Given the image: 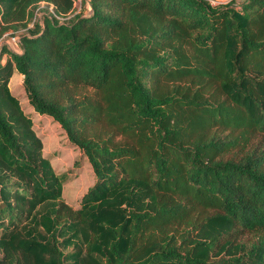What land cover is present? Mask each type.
<instances>
[{
  "label": "trees",
  "instance_id": "trees-1",
  "mask_svg": "<svg viewBox=\"0 0 264 264\" xmlns=\"http://www.w3.org/2000/svg\"><path fill=\"white\" fill-rule=\"evenodd\" d=\"M77 1L0 0V264H264V0Z\"/></svg>",
  "mask_w": 264,
  "mask_h": 264
},
{
  "label": "rangeland",
  "instance_id": "rangeland-1",
  "mask_svg": "<svg viewBox=\"0 0 264 264\" xmlns=\"http://www.w3.org/2000/svg\"><path fill=\"white\" fill-rule=\"evenodd\" d=\"M80 7V1L78 0L76 3L77 12L80 11ZM2 44H6L4 40ZM7 47L12 51L18 50L12 40L7 41ZM5 56L1 57L2 61L5 60ZM10 85L25 111L31 112L22 88V78L15 77ZM16 86L19 87L17 91L15 90ZM81 94L93 96V91L90 89L83 90ZM34 127L44 142L45 155L51 160L55 171L60 175H67V181L64 186V201L74 209L78 208L82 196L95 183L91 166L86 160L81 159L82 156L79 151L69 143L60 126L51 118L35 117ZM77 162L80 163L78 167L75 166Z\"/></svg>",
  "mask_w": 264,
  "mask_h": 264
},
{
  "label": "built area",
  "instance_id": "built-area-1",
  "mask_svg": "<svg viewBox=\"0 0 264 264\" xmlns=\"http://www.w3.org/2000/svg\"><path fill=\"white\" fill-rule=\"evenodd\" d=\"M234 1H236V0H210V3L212 5H218V4H220V5H226V4H229V3L234 2ZM11 40L14 42L15 45L17 44V39L16 38H12V39H10V41ZM1 45H2V42L0 43V46Z\"/></svg>",
  "mask_w": 264,
  "mask_h": 264
}]
</instances>
